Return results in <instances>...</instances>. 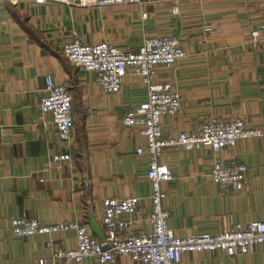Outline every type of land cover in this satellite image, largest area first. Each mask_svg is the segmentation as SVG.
I'll return each mask as SVG.
<instances>
[{"label":"crops","instance_id":"0c3cea01","mask_svg":"<svg viewBox=\"0 0 264 264\" xmlns=\"http://www.w3.org/2000/svg\"><path fill=\"white\" fill-rule=\"evenodd\" d=\"M175 4L179 14L173 13ZM207 23L213 25L210 32ZM256 29L260 37L253 43ZM75 32L86 42L107 41L126 50L138 49L145 36H180L187 56L171 68L160 66L156 77L173 83L182 97L179 113L163 117L166 135L196 132L209 117L241 118L247 126L264 127V0H165L104 7L0 0V264H33L51 259L59 248L77 246L72 230L14 236L11 223L19 216L47 225L79 221L103 240L104 200L136 196L139 208L122 235L153 229L150 156L137 153L146 140L122 122L128 108L147 98V87L130 72L119 93L105 92L94 71L70 63L63 54ZM48 74L73 95L69 142L60 140L52 116L40 109ZM64 152L72 159L53 164V155ZM221 154L248 165L243 189L222 190L211 179L217 154L208 147H168L159 157L173 175L162 183L163 208L178 236L217 233L229 227L230 216L244 224L264 219V137L240 139ZM68 264L100 263L87 256ZM111 264L140 263L117 255ZM181 264H264V246L236 256L220 250L185 252Z\"/></svg>","mask_w":264,"mask_h":264},{"label":"built area","instance_id":"2783aa9c","mask_svg":"<svg viewBox=\"0 0 264 264\" xmlns=\"http://www.w3.org/2000/svg\"><path fill=\"white\" fill-rule=\"evenodd\" d=\"M56 1L71 6L104 7L127 4L161 2L165 0H35L36 3ZM173 13L179 14L178 4ZM205 30H213L207 23ZM259 29L252 31L251 41L257 42ZM62 52L68 61L96 73V79L107 93H119L125 77L131 72L140 77L147 87V98L128 108L122 122L127 127L137 128L145 137V147L137 153L150 156L148 178L152 184L151 201L153 213L149 218L153 226L150 232L131 233L128 229L131 216L138 210L140 199L136 196L110 197L104 200L103 226L105 237L99 240L87 224L79 221L43 224L39 219L19 216L12 219V231L16 237L50 235L59 231L72 230L76 234L74 249H57L51 259L40 258L33 264H58L59 259L82 261L87 256L95 257L100 264H111L117 255L130 256L140 264H181L185 252L224 251L229 256L253 253L264 246V219L247 224L235 223L229 218V227L217 233H197L178 236L168 224L169 211L163 208L164 181L173 179L172 171L159 157L168 147H182L192 151L208 147L217 154L210 173L211 179L222 189L241 190L248 181L249 167L241 160L223 156L225 149L233 148L240 139L264 137V127H250L241 118L225 120L209 117L196 132L182 131L175 135L163 132L162 120L166 115H176L182 105L180 90L171 82H158L156 77L160 66L173 67L187 56L181 38L176 34L145 36L136 50H126L107 41L86 42L82 33L75 32ZM44 95L40 101L43 113H49L57 128L58 137L69 142L74 125L73 95L70 89L55 81L53 75L45 77ZM219 154V155H218ZM72 159L70 152L56 153L52 163L62 165ZM88 185L89 181L85 180ZM48 245L52 244L50 240Z\"/></svg>","mask_w":264,"mask_h":264},{"label":"water","instance_id":"95a60500","mask_svg":"<svg viewBox=\"0 0 264 264\" xmlns=\"http://www.w3.org/2000/svg\"><path fill=\"white\" fill-rule=\"evenodd\" d=\"M94 229H95V231H97L101 235L100 231H98L97 228L94 227Z\"/></svg>","mask_w":264,"mask_h":264}]
</instances>
